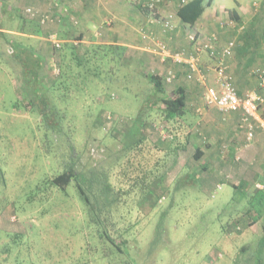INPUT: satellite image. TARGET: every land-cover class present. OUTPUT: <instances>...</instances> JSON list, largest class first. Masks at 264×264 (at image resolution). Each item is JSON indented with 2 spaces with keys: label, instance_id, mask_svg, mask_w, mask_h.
Returning <instances> with one entry per match:
<instances>
[{
  "label": "rangeland",
  "instance_id": "obj_1",
  "mask_svg": "<svg viewBox=\"0 0 264 264\" xmlns=\"http://www.w3.org/2000/svg\"><path fill=\"white\" fill-rule=\"evenodd\" d=\"M19 1L26 4L25 0ZM226 1L220 8L225 12L223 23L231 30L226 38H234L238 46L239 40L248 41L253 33L258 38V53L264 55L261 29L264 0ZM49 2L32 5L46 10L51 8ZM172 4L167 2L171 11ZM240 5L247 10L248 19L234 18L233 7ZM96 12L89 15L95 16ZM10 13H3L0 18L5 27L28 24L22 13L16 12L14 16V12ZM76 19L75 28L70 25L65 30L59 27V22L44 26L36 20L30 22L31 29L40 28L45 33H85L84 20ZM252 23L255 30L249 26ZM87 29L88 34L93 32V28ZM107 31L98 30L102 34ZM139 31L146 34L145 29ZM212 33L216 32L212 31L210 36ZM3 34L0 35V264H264V246L259 247L264 216L257 223L252 221L251 211H246L247 199L236 198L240 192L226 207L234 193L232 186L214 190L215 196L201 189V182L189 174L195 162L187 150L182 151L181 158L174 151L167 154L181 136L177 133L170 140L164 137L163 131L172 133L173 125L165 122L159 111L162 104L155 102L158 96L146 75L165 77L172 65L166 64L160 74L155 67L157 59L152 63L140 50L129 48L120 71L113 73L117 68L115 62L93 60L88 66L92 65L94 71H105V76L91 80L93 76L89 75L85 81L88 71L83 66L81 73L77 62L71 59L75 52L72 55L68 52L64 63L63 52L68 49L60 51L50 41L25 36L27 45L35 50V58L41 59L43 82L32 86L24 70L28 67L23 66L28 54L20 52L17 56L15 38L8 39V33ZM82 47L77 54H82ZM255 71L256 68L251 71L252 76ZM173 83L166 84L169 91ZM39 96L46 98L48 107L58 110V122L52 130L44 125L41 108L46 106L38 100ZM140 114L143 118L144 114L148 116L149 121L140 128L146 138L130 148L124 142L125 133ZM68 162H74L77 170L90 176L94 187L100 190L103 206L100 214L104 220L100 227L99 219L92 223L91 215L95 213L87 209L75 181L65 189L50 183V178ZM183 162H187L185 168H181ZM104 229L121 245V250L108 238L101 237ZM107 233L103 235L107 237Z\"/></svg>",
  "mask_w": 264,
  "mask_h": 264
},
{
  "label": "crops",
  "instance_id": "obj_2",
  "mask_svg": "<svg viewBox=\"0 0 264 264\" xmlns=\"http://www.w3.org/2000/svg\"><path fill=\"white\" fill-rule=\"evenodd\" d=\"M41 1L45 0H25L26 4L21 5L19 0H0V18H3V13L11 14L10 12H14V16L18 12L22 13L25 17L23 19L27 21L26 24L28 23L26 26L20 23L21 25L19 24L18 27H5L0 21V35L8 33L7 38H15L16 40L15 48L16 45L22 48L28 47L33 50V53L35 50L27 45L29 43H26L25 36L28 39L34 36L50 41L53 47L58 50L59 48L50 38L55 35L56 38L62 40L61 45L63 42L73 41L87 44H119L126 46L127 49L140 50L143 55L150 58V62L153 63L152 60L157 59L155 67L160 74L166 64L169 63L172 68L168 72L173 73L174 78L168 81L169 73L167 72L164 77L166 84L169 83L170 85L171 82H174L171 91L180 85H183L186 90L185 112L173 120L180 127V131L177 133L181 136L179 143L175 145V156L181 158L182 151H188L189 157L195 162V166L189 170L190 176L198 179L202 184L201 189L210 193L211 196H215L214 190L217 192V190H225L226 186H232L234 193L226 207H229L236 200L234 198L237 192H240V195L236 198L244 197L247 199L246 211L251 205L259 203L261 194L257 193V190L260 189L259 185L264 183V103L259 108V115L263 121L261 124V121L254 117L244 120V113L241 110L225 112L209 105L205 99V86L215 82L216 73L213 69L215 58L211 49L205 48L204 44L215 34L217 48L221 51V48L229 40H234V38H226L227 32L231 30L224 25L223 16L225 12L220 10L228 1L218 0L215 2L212 0V4L206 7L199 20L194 25L189 26L177 17L176 0H161L156 7L155 15L151 14L145 7L148 0H139V3H136L135 0H50L51 8L40 9L54 15L53 20L46 23H41L38 16H30L26 12V7ZM168 1L173 3L172 7L174 5L172 11L167 5ZM142 3L143 5H140ZM92 12H96V15L93 13L95 16L91 17L89 14ZM168 13L176 15V28L174 26L173 29H169L162 23L161 19L165 18ZM232 13L233 16L237 13L242 20L250 17L245 7L241 5L233 7ZM86 14L89 16L87 17ZM76 18H80L81 21L83 19L85 22L82 28L85 33L81 31L84 35L81 40L63 38L65 35L61 36L54 32L45 33L43 31L42 34H35L29 30L33 26L30 21L33 20L38 21L40 26L59 22L58 25L62 30L69 28L70 25L75 28ZM152 18H155V21ZM252 24L249 26H253L252 29L255 30V24ZM87 27L93 28L91 34L87 33ZM100 28H106L108 31L103 34L99 33ZM247 28L250 30V27ZM140 29H145L146 34H142ZM261 29L264 30V28ZM212 31L216 33H212L210 36ZM190 32L196 33L195 41H192L188 36ZM159 43H165L173 52L184 50L188 53H199L200 68L204 79L199 78L200 74L188 78L189 64L176 62L168 56L165 57L160 50ZM257 43L258 38L252 33L248 41L239 40L233 55L225 57L228 72L232 75L240 95H244L248 90L253 89H257L264 95V87L261 85L258 75H251V71L255 68H264V55L258 53L259 46ZM17 52L20 53L21 50ZM177 77L178 81L176 80ZM250 130L253 131V138H249ZM186 165L187 162H183L181 168H185ZM258 209L263 211V207ZM259 210L254 208L251 210L252 220L257 219L254 221L255 223L263 219L264 216V211L263 215H260L261 211L259 212ZM244 211L245 209L241 212Z\"/></svg>",
  "mask_w": 264,
  "mask_h": 264
},
{
  "label": "trees",
  "instance_id": "obj_3",
  "mask_svg": "<svg viewBox=\"0 0 264 264\" xmlns=\"http://www.w3.org/2000/svg\"><path fill=\"white\" fill-rule=\"evenodd\" d=\"M211 4H212V0H178L176 15L183 23L188 24V25H194L199 20V18L202 16L206 7ZM234 18L239 19V16L237 13H235ZM35 29H31V31L34 32L35 34L43 33V31L40 28H35ZM60 35L61 36L65 35V37L63 38L79 39V40L83 39V36H84L82 32L77 35L69 34V32L61 33ZM76 44L78 43H75L73 41H66L62 43L61 47H59L58 50L61 51V50L68 49L63 52V57H64L63 62L64 63L67 62L66 57L68 55V52L70 55L74 54V52L76 53L74 57L71 56V59L77 62L78 64L77 66L80 67L81 73H83V70H84L83 66L86 69V71L89 72V73L87 72V74L84 75V77H86L85 81H87V79L89 78V75L93 76L91 80H93V78L97 79V77L102 78V76H105L103 74L105 71L103 72L100 69H98V71H94L92 69V65L88 66V64L93 60L101 61L103 63L115 62L117 64V68L113 69V73H115V71L121 70L122 59L125 56V53L127 50L126 46L119 45V44H94V45L85 47L83 42H79L80 45H76ZM82 46H84V51L82 52L81 55H79L77 54V50H81L83 48ZM18 50H21V53L25 52L28 54V55L25 54L27 58L25 59V61H23V66L28 67V69H24L26 72H28V76H30L29 78H27L28 82L31 83L32 86L42 84L43 79L41 77V72H40L41 71L40 57L35 58L33 50L29 49L28 47L22 48L16 45V51ZM17 56H20V53H17ZM67 67H69V65L66 64V68ZM63 72H62L61 78H59L58 84H60L62 80ZM146 78L153 85L154 87L153 90L158 96L155 102L157 104H160V103L162 104L161 106L158 107V109L160 112H162L165 122H169L170 125H173L172 133L170 134L172 135L177 134V132L180 131V127L173 120L176 117L183 115V113L185 112V107H186L185 87L183 85L177 86L170 93H168L169 90L166 87V81L163 76L159 74H155V73H149L146 75ZM56 83H54L53 85H55ZM38 100L46 106L45 108L43 106L41 108L42 110L41 116L43 117V121H44V125L46 129L47 130L54 129L58 122L57 121L58 119H56L58 110L57 112H55L56 110L55 108L53 109V107L51 106L48 107L49 104L47 103V100L46 98H44V96L42 97L39 96ZM148 110H149V107H148ZM150 113H151V110H150ZM144 115L146 118L141 117V114H140L139 116L135 117L132 120L130 127L128 131L125 133V137H124L125 139L124 142L126 143V146L130 144L128 147L132 148L133 146L145 140L146 136L144 135L143 131H140V128L142 127L144 122L148 120V116L146 114ZM137 135H140V136L136 137ZM129 137H132V139L131 138L129 139ZM170 139L171 138H168V140ZM162 144H163V147H165V143H162ZM73 150H74V147L72 148L70 153H72ZM173 151H176L175 147H173L171 151L169 150L167 154L173 153ZM196 157L198 158V155H196ZM72 158L73 156L71 157V160ZM73 181H75L76 187L78 188L80 195L85 201L87 209L90 212L95 213L94 215H91L92 223H97L99 219L98 226L100 227L99 224L103 223L104 221L102 220L103 218H102V215L100 214V212L103 211V206L100 205L101 204L100 194H99L100 190L98 191L94 187V182L90 178V176L84 175L83 172H79L74 162H68L66 167L61 172H59L58 174L50 178V183L54 186L60 187L61 189H65ZM110 188H111L110 185H108V189ZM257 193L261 194V200H259L258 201L259 203H257L256 205H251V207L249 208L250 211L253 208L256 210H259L258 208H262V207L264 211V189H258ZM235 199L236 198H234V200ZM251 202H254V201L251 200ZM263 211L259 210L260 215H263L262 214ZM255 220H252V221H255ZM104 232L107 233L108 231L106 229H104L103 233L101 231V237L108 238L107 240L113 243V246H115L118 250H121V245L117 243L115 239L111 237V235H108V233L106 234L107 237H105L103 235ZM120 233L121 235L123 234V232H120ZM263 246H264V234L262 235L259 241V247L262 248ZM241 250H244V248H242ZM258 254H259L258 259L260 260L261 258L260 250L258 251Z\"/></svg>",
  "mask_w": 264,
  "mask_h": 264
},
{
  "label": "built area",
  "instance_id": "obj_4",
  "mask_svg": "<svg viewBox=\"0 0 264 264\" xmlns=\"http://www.w3.org/2000/svg\"><path fill=\"white\" fill-rule=\"evenodd\" d=\"M161 0H148L145 7L149 10L151 14H156L157 6ZM26 12L30 16H38L41 23H46L47 21L53 20L54 15L48 11H41L40 9L28 6L26 7ZM174 15L170 14L162 19V23L167 28L174 27ZM192 41L196 40V33H191L189 35ZM57 48L61 47V39L52 35L50 37ZM217 38L213 34L211 38L204 44L205 48L211 49V53L215 58V63L213 64V69L216 73V78L214 83H208L205 86V99L209 105L215 106L222 111H238L241 110L244 113V120H248L250 117H254L261 121L262 118L259 115V108L262 103H264V95H262L257 89L248 90L244 95L238 93L237 87L234 84L232 75L228 72V67L225 62V57L231 56L237 46L235 40H229L225 46L221 48V51L217 48ZM160 50L162 54L166 57L172 58L176 62H186L189 64V74L188 78H193L196 74H200V79H204L201 68H200V55L197 52L188 53L184 50L173 52L165 43H159ZM199 49V48H198ZM220 51V52H219ZM255 73L258 75L261 85L264 87V68L256 69ZM203 77V78H202ZM168 81L174 78L173 73H169L167 77ZM163 135L166 138H173L174 135L164 132ZM249 138H253V131H249ZM260 189H264V183L259 185Z\"/></svg>",
  "mask_w": 264,
  "mask_h": 264
}]
</instances>
